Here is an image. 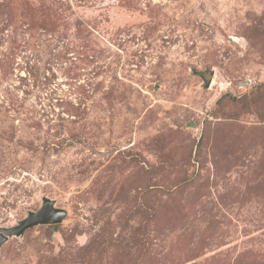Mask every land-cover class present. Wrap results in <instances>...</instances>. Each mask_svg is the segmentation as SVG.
Segmentation results:
<instances>
[{
    "label": "rangeland",
    "instance_id": "374dc122",
    "mask_svg": "<svg viewBox=\"0 0 264 264\" xmlns=\"http://www.w3.org/2000/svg\"><path fill=\"white\" fill-rule=\"evenodd\" d=\"M0 264H264V0H0Z\"/></svg>",
    "mask_w": 264,
    "mask_h": 264
},
{
    "label": "water",
    "instance_id": "95a60500",
    "mask_svg": "<svg viewBox=\"0 0 264 264\" xmlns=\"http://www.w3.org/2000/svg\"><path fill=\"white\" fill-rule=\"evenodd\" d=\"M66 213L63 210L56 209L54 203L49 199H43L39 210L30 212L26 218L19 221L14 227L0 229V246L7 241L8 237H19L27 229L38 225L58 224L65 217Z\"/></svg>",
    "mask_w": 264,
    "mask_h": 264
}]
</instances>
